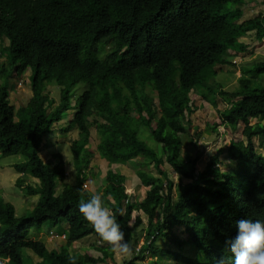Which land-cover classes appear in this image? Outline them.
<instances>
[{
	"label": "trees",
	"instance_id": "obj_1",
	"mask_svg": "<svg viewBox=\"0 0 264 264\" xmlns=\"http://www.w3.org/2000/svg\"><path fill=\"white\" fill-rule=\"evenodd\" d=\"M240 4L0 0V156L26 159L15 164V185L24 195L38 197L37 205L18 217L0 192V264H69L70 255L77 264H109V259L117 264L79 212L81 200L100 192L105 206L124 210L117 221L136 248L122 264H163L166 256L175 264H215L221 256L231 260L225 241L235 237L236 222L245 217L264 221V123H250L264 118V61L243 65L231 88L215 80L216 67L231 65V51H247L244 36L255 32L259 42L264 39V15L243 19ZM29 69L31 98L17 109L9 99L10 80L23 78ZM51 82L59 88L54 108L47 88ZM194 95L210 104L218 95L230 101L212 122L214 130L222 126L232 133L244 124L245 140L216 150L200 170L198 155L182 151V135L197 146L190 134ZM70 110H75L73 119L60 128ZM59 128L77 131L70 146L73 184L66 182L61 152L43 156L49 136ZM96 155L110 167L142 158L159 175L137 170L148 188L140 200H130L127 176L111 168L105 184L91 192L85 181ZM167 166L178 175L177 184ZM31 178L38 181L34 186L27 181ZM62 224L66 240L58 246L31 237L45 226ZM88 237L103 243L94 247L102 257L73 251ZM160 240L166 247L158 245ZM186 248L195 255L184 254Z\"/></svg>",
	"mask_w": 264,
	"mask_h": 264
},
{
	"label": "rangeland",
	"instance_id": "obj_2",
	"mask_svg": "<svg viewBox=\"0 0 264 264\" xmlns=\"http://www.w3.org/2000/svg\"><path fill=\"white\" fill-rule=\"evenodd\" d=\"M240 5H242V9L244 11L243 19L252 18L260 14L264 15V0H241ZM242 41L245 42L248 48L247 51L236 56H233V54H236L234 52L231 57H229L231 65L216 67V85L222 84L225 88H231L232 86L230 85L234 84L237 78L241 75L240 68L243 65L247 63L250 64L251 62L253 63L255 61H264V39L263 41L259 42L255 37V32H250L242 38ZM3 61L4 58L0 55V65ZM30 72L31 71L29 69L27 70L23 78L15 76L10 80V85H12L13 87L10 91L9 99L17 109L21 107L22 104L25 105L31 98L32 92L29 81ZM0 82H2V80H0ZM47 88L52 99L54 98L56 100L55 104L53 105L54 108L59 102V88L54 82H51L49 85H47ZM194 96H192V98L194 100L196 109L191 115L193 129L190 134L196 141L197 146L195 147V145L191 143L189 136L182 135L181 138L184 142L182 151L184 154L188 153L191 156L198 155V170H200L209 159V156L214 154L216 150L220 149L223 146H228L229 142L232 140H245L242 135L244 124L240 123L237 130L232 133L225 131L224 127L222 126L218 127L217 130H214L212 128V122H215L219 111H222L230 105V101L222 99L218 95L214 97L215 104H210L201 96ZM189 98L191 103L192 99L191 97ZM71 100L74 102V95H72ZM74 113L75 110H70L66 113L63 123L59 125L60 128L67 126L68 122L73 119ZM255 122L264 123V118L258 120H250L251 124H254ZM60 128L49 136V140L51 143L49 145V148L43 152V156L45 158H49L54 154V152H61L67 164L68 178L66 182L73 184L75 182V175L73 166L71 164L70 146L72 141L77 138V131L71 130L68 133H61ZM93 134L96 135L95 130L93 131ZM255 142L256 145L260 143L258 139H256ZM91 145L93 146V148L96 146V141L94 138H92L91 140ZM226 154L227 152H224V158H226ZM25 160L26 159L21 155H13L7 157L0 156V192H2L7 201H10L14 205L15 213L18 217L25 215L28 210L32 209L35 205H37L38 202L37 196H26L15 185L16 179L19 177L18 173L15 170V164L23 163ZM109 168L127 176V187L131 201L144 198L145 192L148 188H145L141 185L139 179L136 176V172L139 169L148 170L150 166L146 167V165L143 163L142 158H137V160L122 166L113 165L112 167H110L104 160L100 159L98 155L94 156V158L92 159L91 171L88 172L85 181V188L87 190H90L91 192H95L97 188L102 186V184H105L103 179ZM222 168L226 169V167ZM164 169L167 171L169 179L173 181L174 184H177L179 182L178 175L175 174L168 166L164 167ZM150 170H152L156 175H159L154 169H149V171ZM27 181L33 186L38 182L33 178ZM62 189V184L58 183L56 192L60 193ZM136 215L137 214H134L131 225L134 224ZM142 219L143 224H147V219L144 217ZM66 226V224H62L56 227L45 226L38 232L32 233L31 237L32 239L46 242L50 245V247H52L53 245L58 246L66 240L65 235L62 232V230H64ZM50 231L53 233V235L51 233L48 234ZM178 235H180V237H184L181 231H178ZM158 245L166 247L164 240H160L158 242ZM100 246H103L102 242H100L98 239H91V237H88L85 238V241L77 243L73 247V251H77L80 253L90 251L94 256L102 257V253L94 248ZM172 250H175V248L172 247ZM27 253L33 257V261L36 262L39 260V258H37L34 254L28 251ZM184 254L188 256H194L195 252L191 248H186ZM114 258L117 264H122L125 260L116 254ZM161 261L163 264H175L172 260V257L169 256L162 257ZM109 264H112L110 259Z\"/></svg>",
	"mask_w": 264,
	"mask_h": 264
},
{
	"label": "clouds",
	"instance_id": "obj_3",
	"mask_svg": "<svg viewBox=\"0 0 264 264\" xmlns=\"http://www.w3.org/2000/svg\"><path fill=\"white\" fill-rule=\"evenodd\" d=\"M79 212L92 226L111 251L122 259H131L135 246L126 238L117 221V214L123 216L124 210H113L105 206L104 193H93L87 200L78 204ZM235 237L225 241V249L231 254L228 261L224 256L215 264H264V221L247 217L236 222ZM69 264H77L75 256L68 257Z\"/></svg>",
	"mask_w": 264,
	"mask_h": 264
},
{
	"label": "crops",
	"instance_id": "obj_4",
	"mask_svg": "<svg viewBox=\"0 0 264 264\" xmlns=\"http://www.w3.org/2000/svg\"><path fill=\"white\" fill-rule=\"evenodd\" d=\"M233 53H234V52H232V51L230 52L231 55H232ZM236 55H238V54H233V56H236Z\"/></svg>",
	"mask_w": 264,
	"mask_h": 264
},
{
	"label": "built area",
	"instance_id": "obj_5",
	"mask_svg": "<svg viewBox=\"0 0 264 264\" xmlns=\"http://www.w3.org/2000/svg\"><path fill=\"white\" fill-rule=\"evenodd\" d=\"M53 235V234H52Z\"/></svg>",
	"mask_w": 264,
	"mask_h": 264
}]
</instances>
